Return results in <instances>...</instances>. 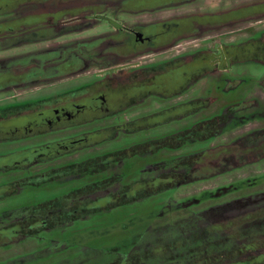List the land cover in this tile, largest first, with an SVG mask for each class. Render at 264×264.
<instances>
[{
    "label": "flooded vegetation",
    "instance_id": "flooded-vegetation-1",
    "mask_svg": "<svg viewBox=\"0 0 264 264\" xmlns=\"http://www.w3.org/2000/svg\"><path fill=\"white\" fill-rule=\"evenodd\" d=\"M214 1L0 0V53L28 46L29 40L37 44L54 42L53 46L38 49L51 56L42 58L41 72L48 75L31 82L30 87L60 83L88 72L95 74L84 84L53 97L0 107V148L16 145L12 151L0 152V159L21 156L12 158L9 167L0 169V177L21 174L7 181L12 186L4 183V188L13 187L19 192L24 187L43 188L51 178L74 180L79 171L77 165L110 153H128L145 140L167 137L171 131L176 132L174 136H203L206 131L217 135L220 125H229L237 116L254 114L257 121L246 126L254 122L264 124V97L252 95L256 88L264 94V0H219L217 4ZM163 12L170 14L149 22L138 20ZM190 41H200L201 45L196 50L171 54ZM152 56L160 58L139 63L140 59ZM248 68L261 72V76L243 84L239 78ZM8 83L0 82L3 93L30 88ZM201 83L206 86L204 93L189 97ZM228 91H235L236 95L225 98L223 93ZM79 99L85 103L69 107ZM150 101L161 104V108L133 115ZM217 103H223L217 111L192 120ZM12 106L20 110L5 111ZM172 119L192 123L165 130L157 134L159 137L129 141L117 147L128 150L107 151L34 171L84 149L115 143L122 137L155 133ZM63 132L74 133L49 142L40 141ZM249 132L250 142L264 138V128ZM34 140L37 142L29 145ZM261 141L264 143V139ZM211 143L206 148L212 147ZM67 167L72 169L71 173L63 170Z\"/></svg>",
    "mask_w": 264,
    "mask_h": 264
},
{
    "label": "rangeland",
    "instance_id": "rangeland-1",
    "mask_svg": "<svg viewBox=\"0 0 264 264\" xmlns=\"http://www.w3.org/2000/svg\"><path fill=\"white\" fill-rule=\"evenodd\" d=\"M218 2L219 0H215L213 3L217 4ZM139 4H143V2ZM169 14L163 12V14L153 17L146 15L138 18V20L149 22ZM53 44L54 42L29 44L17 50L0 53V59L14 54L35 52L40 48L53 46ZM200 45V41H190L176 48L177 50H173L171 54L196 50ZM159 58L146 57L140 59L139 63H150ZM92 75H95L94 71L60 83L35 84L33 87L15 89L8 93H3L1 90L0 107L53 97L64 90L84 84L92 79ZM260 76L261 72L257 73L248 68L239 80L243 81V84H248L251 78L256 79ZM205 87V83H201L195 92L189 94V97L201 96ZM223 95L225 98H232L236 93L235 91H228L224 92ZM252 95L259 98L264 97V94L257 88L253 90ZM84 103L85 100L79 99V101H73L69 107L75 108ZM221 104L223 103L213 105L205 114L195 116L192 120L196 121L202 116H208V113L217 111ZM147 105L145 108L136 110L133 115L152 112L162 106L153 101ZM237 112H240V109ZM255 115L237 116L229 125H220V136L211 143L212 147L217 146L216 149L209 148L210 150H207V143L204 142L190 147L188 145L180 150L151 148L148 152L138 151L133 157H129L122 162L121 166L117 167L118 170H116L115 175L122 180V185L139 182L142 179H158L165 174H180L183 172V168L177 166L178 160L187 155L198 154L204 149L207 151L202 158L203 168L195 173L194 177L199 178L219 173L223 166L221 174L205 180L193 181L144 200L91 215L62 227L39 232L19 241L4 243L0 245V264H102L103 261L114 259V253L126 256L128 252L142 251L148 247H155L154 249L157 250V248L170 243V240L174 238L171 234L173 229L183 230L186 233L190 230L194 231L198 227L206 228L213 225L219 230L224 225L222 223L230 221L232 218L230 215L237 206L238 208L249 205L253 207L254 204L259 205L260 201H264V143L261 141L264 138L252 144L246 138L252 135L249 131L264 128V124L261 122H254L246 126L251 121H257ZM173 120L171 122L165 121V127L155 131V133L151 132L129 139L122 137L115 143H107L99 148L84 149L67 158L35 168L34 171L79 161L88 156L107 151L128 150L129 148L117 147L126 145L129 141H142L149 137H159L157 134L177 130L192 123L190 120L182 122ZM156 121L157 119H155ZM30 128L33 127L30 126ZM73 133L63 132L58 135H49L40 141L49 142L54 138H63ZM175 134L176 132L171 131L168 135L174 137ZM36 142L37 140L28 143L30 145ZM23 144L28 145L27 143ZM15 147L16 145L0 148V152L12 151L16 149ZM6 158L0 159V169L9 167L8 164L12 163V158L21 159V156L15 155ZM218 164L220 165L218 166ZM184 170H187L185 166ZM18 175L21 174L0 177V233L19 219H24L22 213L24 208L35 207L39 203L63 195L68 189L90 182L89 179L82 181L80 178L69 182L63 180L44 185L43 188L24 187L19 192H16L17 189L15 190L13 187L4 188V183L12 186L11 182L7 181L16 178ZM138 190L137 186L131 189L132 193ZM14 192L16 193L13 194ZM260 196L263 197L260 198ZM246 209L245 207L239 208L236 213H244ZM4 240V237L0 236V241L3 242ZM112 250H116V252L112 253ZM261 253H264V250Z\"/></svg>",
    "mask_w": 264,
    "mask_h": 264
},
{
    "label": "trees",
    "instance_id": "trees-1",
    "mask_svg": "<svg viewBox=\"0 0 264 264\" xmlns=\"http://www.w3.org/2000/svg\"><path fill=\"white\" fill-rule=\"evenodd\" d=\"M29 41V44L36 43L34 40ZM44 54L46 53L35 51L1 60L0 82L7 81L13 86L30 87L41 77H46L48 73L42 74L41 72L42 58L51 59V56L49 54L44 56ZM47 71L51 72V70ZM12 107L7 108L5 111L13 113L20 110L18 107ZM206 132L207 134L203 136H167L156 140L147 139L136 150L132 149L128 153H110L77 165L79 171L74 179L80 178L82 181L89 179L90 182L72 188L60 197H54L39 203L35 207L24 208L22 210L24 219H19L0 233V236L4 239L5 236L10 237L8 240L0 241V245L19 241L39 232L62 227L88 218L91 215L138 202L169 189L181 187L190 182L205 180L221 174L223 166L219 173L213 175L199 178L190 176L189 172L195 175V173L202 170V158L206 151L210 150L209 148L216 149V147H207L206 151L204 149L198 154L187 155L178 160L177 166L183 168V172L180 174H165L158 179H142L139 182L122 185V180L115 175L116 170H118L117 167L121 166L122 162L129 159V157H133L138 151L148 152L150 148L180 150L185 146L189 145L188 147H190L204 142L209 146L208 144L215 141L219 134ZM246 138L250 140L251 137ZM250 143H253V140ZM134 151L136 152L134 153ZM184 166L187 168L186 171ZM63 170L69 173L72 172L70 167ZM63 170L61 169V171ZM49 181V184H54L62 180L56 177L51 178ZM69 181V179L66 180V182ZM135 186L139 190L132 193L131 189ZM263 202L260 201L259 205L254 204L253 207L250 205L244 206L247 208L244 213H236L239 208H244L243 206H239V208L237 206L230 215L232 217L230 221L222 223L224 225L219 230L216 227L214 228L213 225L206 228L198 227L194 231L190 230L186 233L183 230L173 229L171 234L174 238L170 240V243L157 248V250L154 249L155 247H148L142 251L128 252L126 256L114 253L116 250H112L114 259L103 261L102 264H264V253H261L264 250Z\"/></svg>",
    "mask_w": 264,
    "mask_h": 264
}]
</instances>
